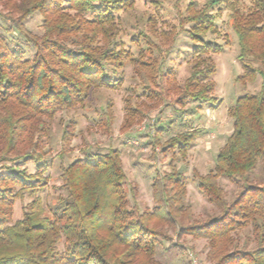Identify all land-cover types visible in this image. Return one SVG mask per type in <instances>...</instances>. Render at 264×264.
Returning a JSON list of instances; mask_svg holds the SVG:
<instances>
[{"label": "trees", "instance_id": "obj_1", "mask_svg": "<svg viewBox=\"0 0 264 264\" xmlns=\"http://www.w3.org/2000/svg\"><path fill=\"white\" fill-rule=\"evenodd\" d=\"M2 1L11 9L0 13V20L11 23L10 31L21 36L33 53L29 55L19 44L10 48L0 34V264H161L156 259L158 248L170 239L162 224H180L182 234L207 239L210 264H264V167L257 174L264 164V0H253L250 10H234L232 16L230 25L238 40V61L243 69L236 81L247 85L261 77L262 88L239 96L229 108L232 134L219 151L213 170L199 181L200 191L219 214L190 227L180 222V193L168 195L170 188L185 185L182 174L174 169L156 179L152 187L157 207L153 213H140L137 206L129 207L122 155L112 148L106 153L87 152L68 166L61 165L66 197L48 213L37 196L23 217L11 224L16 200L26 193L38 195L48 187L49 165L30 133L33 121L53 118L84 103L95 89L120 88L123 81L118 65L128 55L119 41V14L131 6L130 0ZM225 2L230 0H207L203 5L191 2L178 14L179 30L172 35L171 44L180 32L190 35L189 75L178 86L174 83L176 70L167 69L165 62H153L148 88L162 103L172 89L181 111L190 104L203 110L218 102L214 56L222 52L223 45L206 37L218 34L215 23ZM67 11L74 16L66 15ZM36 12L44 19L40 36L24 26ZM62 16L67 19L62 20ZM138 37L133 39L135 43L145 39L164 54L146 33ZM127 58L136 60L131 54ZM113 119L109 117V123ZM156 130L153 143L163 153L178 149L183 156L202 133L190 128L161 144L160 136L170 129L160 126ZM30 137L29 148H24ZM21 162L34 164L36 171L20 169ZM220 179L238 188L231 201ZM251 226L256 245L241 246L236 234Z\"/></svg>", "mask_w": 264, "mask_h": 264}, {"label": "rangeland", "instance_id": "obj_2", "mask_svg": "<svg viewBox=\"0 0 264 264\" xmlns=\"http://www.w3.org/2000/svg\"><path fill=\"white\" fill-rule=\"evenodd\" d=\"M206 1L130 0L129 6L132 8L129 7L119 14V41L127 51L126 55L131 54L136 60L132 61L127 56L122 64L118 65V75L123 81L120 88L95 89L84 103L72 109L62 111L53 118H35L30 133L48 162V187L38 195L26 193L16 200L10 217L12 225L23 217L35 197L40 196L43 199L48 213L66 197L62 187L64 182L61 165L68 166L87 152L106 153L111 148L117 149L122 155L130 208L137 206L140 213H153L157 207L153 182L175 169L182 174L186 183L179 188H170L168 195L180 193L177 207L182 210V225L190 227L196 223H205L219 214L217 208L210 204L200 191L199 181L213 170L219 151L232 134L233 123L228 115L229 108L239 96L256 93L262 88L261 77L247 85L236 81L237 77L243 75V69L238 61V40L230 25L234 10L247 12L253 7V0H230L229 3H223L221 14L215 23L218 34L209 33L206 37L223 45L222 52L214 56L217 67L214 78L215 96L218 99L215 106L199 110L196 105L190 104L181 111L175 104L174 89L166 103H162L148 88L151 87L149 77L154 72L153 62L157 61L159 65L165 62L167 69L176 70V85L184 83L189 75L193 41L188 33L178 32L179 36L172 45V35L179 30L178 14L184 12L191 2L203 5ZM10 9L11 6L6 1L0 0V13L7 14ZM65 14L74 16L71 11ZM61 19L65 20L67 16H62ZM43 24L44 19L39 12L31 14L24 21L25 28L39 36L43 34ZM10 30L11 23L0 20V34L6 38L10 48L19 44L31 55L33 50L25 46L21 36ZM141 33H146L152 41L158 42L162 51H169V55L165 56V52L158 53L155 46L150 47L151 44L145 39H139L138 44L135 43L133 39ZM140 60L144 64L138 62ZM161 92L162 90H159V93ZM165 104L170 106L166 107ZM109 117L114 118L111 123L108 121ZM127 122L130 126L126 130L125 126L129 125ZM160 126L170 129L168 133L160 136L161 144L181 132L189 131L190 128L202 133L193 139L192 146L185 156L181 155L178 149L163 153L161 147L153 143L156 129ZM32 138L26 139L24 148H29ZM18 166L29 173L36 171V166L32 163L21 162ZM263 167L264 164L259 166L257 174L263 172ZM219 184L227 199L231 201L238 188L227 179H220ZM161 226L164 228L162 231L170 238L164 240L158 248L156 259L161 264L211 263L207 258L210 251L207 239L182 234L180 224L176 227L165 224ZM236 236L241 246L253 248L256 245L253 226ZM64 247L65 243L62 242L60 249L63 250Z\"/></svg>", "mask_w": 264, "mask_h": 264}]
</instances>
